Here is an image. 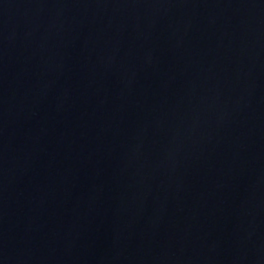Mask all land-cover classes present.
Masks as SVG:
<instances>
[{
	"label": "water",
	"instance_id": "obj_1",
	"mask_svg": "<svg viewBox=\"0 0 264 264\" xmlns=\"http://www.w3.org/2000/svg\"><path fill=\"white\" fill-rule=\"evenodd\" d=\"M0 264H264V0H0Z\"/></svg>",
	"mask_w": 264,
	"mask_h": 264
}]
</instances>
